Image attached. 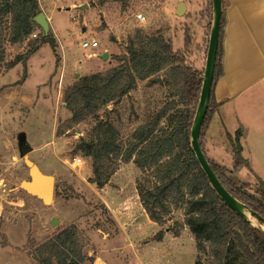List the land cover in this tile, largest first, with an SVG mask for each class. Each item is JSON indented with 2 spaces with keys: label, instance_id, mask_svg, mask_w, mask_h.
<instances>
[{
  "label": "rangeland",
  "instance_id": "374dc122",
  "mask_svg": "<svg viewBox=\"0 0 264 264\" xmlns=\"http://www.w3.org/2000/svg\"><path fill=\"white\" fill-rule=\"evenodd\" d=\"M39 3L42 11L52 15L49 35L53 45L45 41L28 59V77L23 84H15L24 74L22 63L0 71V264H35L33 242L40 244L70 224H76L88 239L84 251L95 259L94 264H195L198 257L205 263L206 255L197 251L187 226L174 235L184 221L183 209H174L162 226L145 214L137 187L138 182L153 184L152 170L143 171L133 160L125 163L117 157L115 173L100 188L89 181L92 159L80 146L94 138L98 120L92 117L64 127L72 116L64 102L66 87L90 70L103 71L117 64L115 56L125 52L129 36L139 25L148 26L150 34L168 27L171 20L165 2L129 0L127 6L115 0L103 5L99 0ZM139 14L146 20H140ZM43 34L42 28L36 27L22 44H6L7 60L25 52L28 41ZM92 38L99 41V47H82L84 39ZM178 38L183 41L184 33H178ZM206 56L203 54L202 65L196 69H205ZM66 66L74 68L65 71ZM155 76L165 79L166 71ZM147 82L139 81L119 104L108 106L122 142L172 99L169 86L160 82L150 86ZM104 109L100 119L106 118ZM166 123L164 117L158 128L166 127ZM60 127L62 133L58 134ZM204 134L202 143L208 158L244 191L256 194L263 187L262 180L250 171L248 160L242 156L243 166L235 167L236 133L231 142L219 143L213 151L208 148L207 132ZM78 156L83 161L80 164L75 163ZM29 162L55 177L51 202L23 188L22 183L30 179ZM55 219L58 221L52 223ZM251 219L261 225L256 218Z\"/></svg>",
  "mask_w": 264,
  "mask_h": 264
},
{
  "label": "trees",
  "instance_id": "16d2710c",
  "mask_svg": "<svg viewBox=\"0 0 264 264\" xmlns=\"http://www.w3.org/2000/svg\"><path fill=\"white\" fill-rule=\"evenodd\" d=\"M106 1L99 0V4L103 5ZM115 1L127 6L129 0ZM222 3L214 81L200 137L203 150L204 132L217 107L214 87L222 74L225 7L228 1L222 0ZM41 11L39 0H0V71L2 68L10 70L22 63L24 74L16 85L23 84L27 79L28 59L47 41V37L43 34L42 37L30 39L28 49L10 60H7L6 44L19 45L27 40L35 28L40 27L35 16ZM212 20L211 14L210 30ZM49 36L53 45L54 39ZM190 45L189 29L185 32L184 48L178 50L173 49L171 41L162 33L149 34L141 28L136 29L134 35L128 38L125 52L115 56L117 64L83 75L66 87L64 102L72 116L64 122V127L70 128L92 117L98 120L94 127V138L82 141L80 146L83 154L92 159L93 177L89 181L100 188L108 184L115 173L117 167L114 160L117 157L125 163L133 160L143 171L152 170V185L138 182L142 205L149 218L160 226L166 223L167 216L174 209L184 210V221L178 224L174 235L178 236L186 226L189 228L197 251L207 258L204 263L198 257L195 264H264V231L221 198L191 145V128L205 69L198 70L188 62ZM163 70L166 71L165 79L155 76ZM141 80H148L150 86L157 82L169 86L172 99L150 120L135 129L127 142H122L118 137L119 130L110 118L112 110L108 106L119 104L137 88ZM102 108H105V119H100ZM164 117L166 127L158 128ZM61 133L60 127L58 134ZM235 148V167L240 168L244 159L241 150ZM208 160L226 189L264 218V182L263 187L252 195L239 187L220 165ZM162 234V231L159 232V236ZM87 245L88 239L84 233L76 224H70L40 244L33 242L31 254L35 264H94L95 259L85 254Z\"/></svg>",
  "mask_w": 264,
  "mask_h": 264
},
{
  "label": "crops",
  "instance_id": "0c3cea01",
  "mask_svg": "<svg viewBox=\"0 0 264 264\" xmlns=\"http://www.w3.org/2000/svg\"><path fill=\"white\" fill-rule=\"evenodd\" d=\"M163 1L171 21L168 27L157 29V32L171 41L174 50H178L184 48L185 32L189 29L188 62L200 68L203 54H207L213 5L210 0ZM227 1L222 74L214 87L217 107L205 129L207 144L213 151L219 143L231 142L236 133L242 144L241 154L248 160L250 171L264 182V0ZM181 2L184 3V13L178 15ZM46 15L52 27V15L48 11ZM138 28L148 33V26L139 25ZM181 32L184 33L183 41L178 38ZM72 68L74 66H66L65 71ZM87 173L92 177L91 168ZM142 208L149 218L143 205Z\"/></svg>",
  "mask_w": 264,
  "mask_h": 264
},
{
  "label": "water",
  "instance_id": "95a60500",
  "mask_svg": "<svg viewBox=\"0 0 264 264\" xmlns=\"http://www.w3.org/2000/svg\"><path fill=\"white\" fill-rule=\"evenodd\" d=\"M213 5V20L212 27L210 31L207 56H206V64L205 71L203 76V82L201 87L200 99L198 103V107L196 110V114L194 117V121L191 128V145L193 147L194 153L203 169L205 174L208 176L211 185L215 188L217 193L221 196V198L236 212L247 218L252 222V220L248 217L249 213L252 217L261 220L264 223V218L260 216L257 212L249 208L242 201L234 197L232 193L226 189V187L222 184L219 177L216 175L213 170L204 150L202 149L200 137L202 126L205 121V117L208 111L211 90L214 81V71L217 59V52L219 46V36H220V25L223 14V3L222 0H212ZM184 13V3H180L178 5L177 14L183 15ZM35 21L40 25L43 30L44 36L47 37V41L51 43V38L49 36L50 31V21L44 11H41L35 16ZM108 57V52L103 54V58L106 59ZM238 148L241 150L242 145L239 140V136H237ZM30 164V179L22 183L23 188L30 192L31 194L37 195L43 199L44 202H51L52 197L55 194V177L53 175L44 173L38 165L33 162H29ZM58 220H52V223H56ZM260 229L264 231V227L262 225H258Z\"/></svg>",
  "mask_w": 264,
  "mask_h": 264
},
{
  "label": "built area",
  "instance_id": "2783aa9c",
  "mask_svg": "<svg viewBox=\"0 0 264 264\" xmlns=\"http://www.w3.org/2000/svg\"><path fill=\"white\" fill-rule=\"evenodd\" d=\"M138 18L140 20L144 21L146 17L144 14H139ZM99 46H100V43L96 39H87V40H84L82 42V47H84V48H90V47L91 48H97ZM81 162H83V161H82V158L80 156L75 158V163L80 164Z\"/></svg>",
  "mask_w": 264,
  "mask_h": 264
},
{
  "label": "bare ground",
  "instance_id": "6f19581e",
  "mask_svg": "<svg viewBox=\"0 0 264 264\" xmlns=\"http://www.w3.org/2000/svg\"><path fill=\"white\" fill-rule=\"evenodd\" d=\"M51 200H53V197H52V199ZM248 214V217L251 219V218H253L249 213H247ZM252 220V219H251Z\"/></svg>",
  "mask_w": 264,
  "mask_h": 264
}]
</instances>
